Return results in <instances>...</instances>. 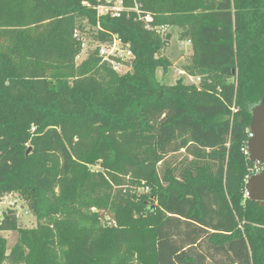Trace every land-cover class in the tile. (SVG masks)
I'll return each instance as SVG.
<instances>
[{
    "label": "trees",
    "instance_id": "trees-1",
    "mask_svg": "<svg viewBox=\"0 0 264 264\" xmlns=\"http://www.w3.org/2000/svg\"><path fill=\"white\" fill-rule=\"evenodd\" d=\"M122 1L114 17L105 0H0V200L37 221L0 210V264H264V204L246 193L264 0H138L150 28ZM172 27L198 86L158 78ZM115 35L129 72L98 49L77 62Z\"/></svg>",
    "mask_w": 264,
    "mask_h": 264
},
{
    "label": "rangeland",
    "instance_id": "rangeland-1",
    "mask_svg": "<svg viewBox=\"0 0 264 264\" xmlns=\"http://www.w3.org/2000/svg\"><path fill=\"white\" fill-rule=\"evenodd\" d=\"M120 6L118 5V1L114 0L112 2L111 7ZM171 34L172 39L169 47L164 51V55L168 57L172 63L167 74H163L162 70L158 72V78L164 84L174 85L179 79H183V81L188 85H199V78L192 77L186 75L183 70L184 67L187 66L191 61L192 56V44L189 43L188 40L180 39L179 29L176 27L169 28L166 32ZM86 54L81 52L78 57L77 62L81 63L84 59H86ZM182 155L173 156L176 159H182ZM170 158V159H173ZM94 169H98L95 168ZM140 192L146 191V189L141 188ZM8 208H14L17 210L19 226L24 229H33L36 227L37 221L32 211L30 210L28 204L18 195L11 194L8 195V199L0 200V210L1 212L6 211ZM1 218V215H0ZM12 232V231H11ZM4 236L9 237V241L11 247L15 245L17 241L18 234L17 232H12V234H4Z\"/></svg>",
    "mask_w": 264,
    "mask_h": 264
},
{
    "label": "built area",
    "instance_id": "built-area-1",
    "mask_svg": "<svg viewBox=\"0 0 264 264\" xmlns=\"http://www.w3.org/2000/svg\"><path fill=\"white\" fill-rule=\"evenodd\" d=\"M114 0H105V4L100 5L97 8L98 15L99 16H105V15H112L114 17H120L121 13L125 10L123 6L122 0H117L118 5L116 7H111L112 2ZM138 0H134L136 2V5L134 8L131 9V11H134L137 13L138 18L140 20H144L147 23V28H150V23L152 22V17L150 14H147L143 16V12L140 10V5L137 4ZM190 43V42H189ZM82 53L86 54L89 50H95L98 49L99 56L103 59L104 62H107L110 64L112 69L120 74H125L130 71L131 69V63L134 59L133 52L131 48L128 45H125L122 40L119 38L118 35H115L112 37V39L107 43H100L95 42L94 44H90L89 40H85L82 43ZM252 137V134L250 133V138ZM262 167V166H261ZM262 171L261 169L256 170V174L260 173Z\"/></svg>",
    "mask_w": 264,
    "mask_h": 264
},
{
    "label": "water",
    "instance_id": "water-1",
    "mask_svg": "<svg viewBox=\"0 0 264 264\" xmlns=\"http://www.w3.org/2000/svg\"><path fill=\"white\" fill-rule=\"evenodd\" d=\"M250 133L247 153L249 160L262 166L260 173L252 175L246 184L249 200L264 204V98L251 108Z\"/></svg>",
    "mask_w": 264,
    "mask_h": 264
},
{
    "label": "crops",
    "instance_id": "crops-1",
    "mask_svg": "<svg viewBox=\"0 0 264 264\" xmlns=\"http://www.w3.org/2000/svg\"><path fill=\"white\" fill-rule=\"evenodd\" d=\"M4 199H8V196H6ZM4 234L5 235L6 234H12V232H5ZM5 237H6L7 241H8V248L10 250L13 246L11 247V245H9L10 244L9 237L8 236H5Z\"/></svg>",
    "mask_w": 264,
    "mask_h": 264
}]
</instances>
